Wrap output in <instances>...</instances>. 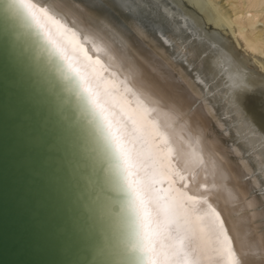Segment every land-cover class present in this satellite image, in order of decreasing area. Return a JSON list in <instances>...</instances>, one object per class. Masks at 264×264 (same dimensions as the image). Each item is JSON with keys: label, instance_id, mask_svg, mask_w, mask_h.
Instances as JSON below:
<instances>
[{"label": "bare ground", "instance_id": "1", "mask_svg": "<svg viewBox=\"0 0 264 264\" xmlns=\"http://www.w3.org/2000/svg\"><path fill=\"white\" fill-rule=\"evenodd\" d=\"M260 1L250 0L247 5L252 8ZM34 2L47 7L81 39L89 37L91 42L85 45L89 55L109 67L105 75L115 80L122 92L120 82L126 78L137 85L145 103L141 105L137 96L124 93L130 107L143 116L172 166L183 170L189 181L195 175L192 193L207 197V203L201 205L208 213L202 224L215 226L218 233L223 221L236 249L248 253V264H264V220L260 218L264 177L257 174L264 156V35L254 31L259 13L245 16L236 0L210 2L215 12L190 7L185 0ZM225 6L230 8L222 12ZM0 16L31 70L52 93L57 108L64 117L66 112L71 115L69 125L84 161L81 167L88 169L84 184L87 192L94 190L88 198L95 214L100 263L128 264V198L88 93L13 0H0ZM165 40L183 44L196 54L189 57L192 72L182 63H169L172 49ZM179 73H183L180 79ZM195 76L204 83L195 84ZM205 88L212 95L205 93ZM193 92L205 96L207 103L194 106ZM98 171L96 181L93 174ZM249 203L255 207L249 209ZM212 210L219 213L218 219Z\"/></svg>", "mask_w": 264, "mask_h": 264}, {"label": "water", "instance_id": "2", "mask_svg": "<svg viewBox=\"0 0 264 264\" xmlns=\"http://www.w3.org/2000/svg\"><path fill=\"white\" fill-rule=\"evenodd\" d=\"M20 50L0 16V264H101L71 115Z\"/></svg>", "mask_w": 264, "mask_h": 264}, {"label": "snow or ice", "instance_id": "3", "mask_svg": "<svg viewBox=\"0 0 264 264\" xmlns=\"http://www.w3.org/2000/svg\"><path fill=\"white\" fill-rule=\"evenodd\" d=\"M13 2L40 29L67 62L69 70L79 77L98 115L105 144L118 162L128 198V264H248L245 259L248 253L236 249L223 221H220L218 233L215 226L202 224L208 213L203 212L201 205L207 203V197L192 193L190 184L195 183V175L189 181L183 170L172 166L143 116L130 107L124 93L137 96L141 105L145 103L137 85L130 84L126 78L120 82L124 85L122 92L117 82L105 75L109 67L98 57L89 55L85 47L91 42L89 37L81 39L79 33L47 7L39 6L34 0ZM165 43L172 49L169 63H182L192 72L189 57L195 58L196 54L183 44L170 40ZM182 77L183 73H179L178 79ZM203 83L195 76V84ZM204 92L208 90L205 88ZM193 96L194 106L207 103L205 96H196L195 92ZM257 168V174L264 177V156ZM248 207L255 206L249 203ZM260 212L264 220V204ZM212 214L219 218L215 210ZM261 256L264 258V247Z\"/></svg>", "mask_w": 264, "mask_h": 264}, {"label": "rangeland", "instance_id": "4", "mask_svg": "<svg viewBox=\"0 0 264 264\" xmlns=\"http://www.w3.org/2000/svg\"><path fill=\"white\" fill-rule=\"evenodd\" d=\"M186 1V4L188 5V6H190V7H201L205 12H211V11H214L213 10V6H211V3L210 2H214V0H211L209 3L206 1V0H185ZM240 1V2H239ZM250 0H236V3H237V5H239L240 7H241V9H243L244 10V15L245 16H247V14L249 15L250 13H252V12H258L259 14H260V16H259V14H258V17H257V19L258 20H260V21H258L256 24H255V26H256V28H255V32L256 31H258L259 33H263V35H264V28H263V25H262V20H261V16H263V11H264V0H262V1H260L259 3H258V5L257 6H254V7H252V8H249L248 7V2H249ZM215 3H216V5H221V2L220 3H218V2H216L215 1ZM223 3V2H222ZM238 3H240V4H238ZM229 8L230 7H228V6H225V8H223L222 9V12L224 11V10H229ZM260 9V10H259ZM262 11V12H261ZM215 12V11H214ZM249 12V13H248ZM264 37V36H263ZM238 50H239V48H237ZM254 64V63H253ZM261 73H263L264 74V72H262L261 71Z\"/></svg>", "mask_w": 264, "mask_h": 264}]
</instances>
